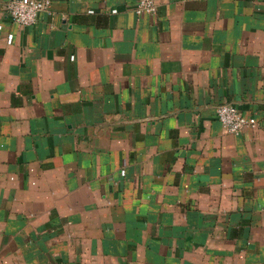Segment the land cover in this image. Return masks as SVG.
Wrapping results in <instances>:
<instances>
[{"label":"crops","instance_id":"crops-1","mask_svg":"<svg viewBox=\"0 0 264 264\" xmlns=\"http://www.w3.org/2000/svg\"><path fill=\"white\" fill-rule=\"evenodd\" d=\"M9 1L0 264H264V0Z\"/></svg>","mask_w":264,"mask_h":264},{"label":"built area","instance_id":"built-area-1","mask_svg":"<svg viewBox=\"0 0 264 264\" xmlns=\"http://www.w3.org/2000/svg\"><path fill=\"white\" fill-rule=\"evenodd\" d=\"M51 6L52 0H10L7 12L14 23L26 27L36 24L40 13L48 11ZM157 10V0H136L137 14L155 15ZM216 116L230 133L236 135L245 128L258 125L254 117L244 116L236 106L228 103L217 106Z\"/></svg>","mask_w":264,"mask_h":264}]
</instances>
